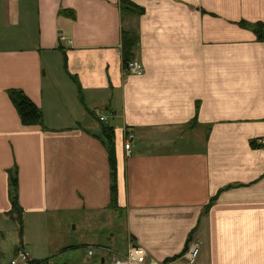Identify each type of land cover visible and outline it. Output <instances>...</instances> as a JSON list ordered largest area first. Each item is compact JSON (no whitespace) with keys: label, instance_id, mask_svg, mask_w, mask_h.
Instances as JSON below:
<instances>
[{"label":"crops","instance_id":"obj_1","mask_svg":"<svg viewBox=\"0 0 264 264\" xmlns=\"http://www.w3.org/2000/svg\"><path fill=\"white\" fill-rule=\"evenodd\" d=\"M120 1L0 0V238L16 173L24 230L123 222L124 249L98 245L102 264L130 245L164 264L193 244V264H264V0H130L144 11L130 16ZM124 32L142 75L124 71ZM12 91L42 126L22 125Z\"/></svg>","mask_w":264,"mask_h":264},{"label":"rangeland","instance_id":"obj_2","mask_svg":"<svg viewBox=\"0 0 264 264\" xmlns=\"http://www.w3.org/2000/svg\"><path fill=\"white\" fill-rule=\"evenodd\" d=\"M113 221L108 222L106 215L95 218V222L82 216L70 224L67 219L50 222L40 230L31 225L24 230L22 226L21 234L17 222L13 221L14 225L10 223L4 238H0V264L17 260L20 249L29 254L33 264H102V249L98 245L110 249L112 255L125 246L123 222Z\"/></svg>","mask_w":264,"mask_h":264},{"label":"trees","instance_id":"obj_3","mask_svg":"<svg viewBox=\"0 0 264 264\" xmlns=\"http://www.w3.org/2000/svg\"><path fill=\"white\" fill-rule=\"evenodd\" d=\"M121 14L125 16L130 15H143L144 11L142 8L137 6L135 3L130 0H121ZM60 13L66 16H72L71 12L61 11ZM252 31L255 33L257 40H264V25L256 24L252 27ZM122 60L124 64V68L128 63L133 61L132 54L134 51V46L136 44V36L124 32L122 34ZM66 67L65 59H64V68ZM72 82L75 84L77 88V92L80 96L81 87L78 85V81L76 78L70 77ZM12 104L14 105L20 121L24 126H42L43 124V115L41 110L32 103L22 92L12 91L9 93ZM103 136L106 143V149L108 153V162L110 165V176H111V184H110V199H111V207L116 204V164H115V153H114V141H112V130L109 128L103 129ZM9 200L11 204V211L9 213L10 218L19 226L20 234L22 233V210L19 206L18 202V181L16 173L10 174L9 178ZM187 246L180 253L179 256L170 258L168 261H165L164 264H168V262L176 261L180 259L187 252ZM34 261H31L29 264H33Z\"/></svg>","mask_w":264,"mask_h":264},{"label":"built area","instance_id":"obj_4","mask_svg":"<svg viewBox=\"0 0 264 264\" xmlns=\"http://www.w3.org/2000/svg\"><path fill=\"white\" fill-rule=\"evenodd\" d=\"M128 74L139 76L143 74V68L139 62L131 61L128 63L124 69ZM101 123H104L106 121V118H98ZM134 137L131 134H126L125 143H124V151L129 155V150L131 143L133 141ZM258 145L264 146V139H260L256 142ZM199 246L197 244L191 245V247L187 250L185 253V259L188 264H193L195 260L197 259L199 255ZM89 255H91V252H89ZM148 256L146 255V252H144L142 249H140L137 246L130 245L126 254L122 256V258H114L110 260L109 264H152L148 262ZM32 260L30 259V256L28 253H25L23 250L18 251L17 260H13L10 262V264H18L20 262L21 264H29Z\"/></svg>","mask_w":264,"mask_h":264}]
</instances>
